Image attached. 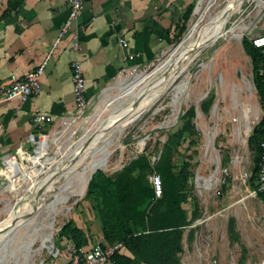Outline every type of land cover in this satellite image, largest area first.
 Masks as SVG:
<instances>
[{
  "label": "rangeland",
  "instance_id": "374dc122",
  "mask_svg": "<svg viewBox=\"0 0 264 264\" xmlns=\"http://www.w3.org/2000/svg\"><path fill=\"white\" fill-rule=\"evenodd\" d=\"M208 1L211 0L196 1L182 32L157 57L125 68L104 84L83 116L68 125L44 126L35 132L43 135L41 138L25 143L15 159L0 162V174L22 177L19 184L8 183L5 188L7 181L0 177V184L3 182L0 238L6 231L1 226L9 224L17 211L15 206L28 198L32 187H38V182L56 169L60 159L67 160V155L78 152L88 142L93 147L127 105L132 104L129 95L137 75L150 73L165 57V52L187 36L193 24L227 5L236 4L235 0H212L204 12ZM263 1H244L241 10L223 26L224 30L233 26L235 34L218 38L204 48L195 63L177 78L175 84L184 83L179 90L169 88L140 112L125 131L118 136L109 135L106 141L111 153L106 166L95 169L114 178L140 154L158 153L163 144L171 147L173 172L177 174L185 165L186 176L181 206L188 222L182 229L181 264H202L210 259L216 264H264V203L251 187L253 179L252 185L249 184L255 152L247 141L261 112V103L254 88L250 59L240 45L242 37L252 36L253 23L264 22V7H259ZM241 28L238 39L236 35ZM189 110L191 115H187ZM49 138L52 142L44 143ZM41 146L44 149L33 158ZM75 185L72 176L59 177L53 183L57 196L54 199L47 194L44 200L45 203L54 200V209L40 207L32 224L10 235L2 248L0 264H37L50 256L53 244L58 243L59 226L86 214V210H95L97 200L85 197L86 189L82 196L81 187L70 195L68 187ZM55 210L51 245L41 249L38 238L36 242L31 240L35 235L41 237L48 233L46 226Z\"/></svg>",
  "mask_w": 264,
  "mask_h": 264
},
{
  "label": "crops",
  "instance_id": "0c3cea01",
  "mask_svg": "<svg viewBox=\"0 0 264 264\" xmlns=\"http://www.w3.org/2000/svg\"><path fill=\"white\" fill-rule=\"evenodd\" d=\"M196 1L84 0L72 25L79 42V50L73 52L68 34L52 45L67 15L66 0H0V91L11 75L25 74L47 56L39 76L38 94L30 95L18 109L16 99L1 100L0 95V162L7 155H18L25 143H31L34 138L28 139L29 134L36 135L44 126L59 124L73 111L69 68L72 60L80 63L89 105L100 88L119 72L157 57L172 42L187 7H193ZM263 31L264 22L252 24V36L264 34ZM119 39L125 41V46L120 45ZM34 114L49 116L51 122L35 125ZM260 118L261 112L257 122ZM85 212L71 218L86 238L83 246L106 243L95 210ZM182 236L183 230L181 250ZM65 241L68 240L59 236L58 243L53 244L59 253L38 263L65 264L66 255L61 248ZM122 254L128 258L124 264H131L132 254L127 250ZM104 264L113 263L109 259Z\"/></svg>",
  "mask_w": 264,
  "mask_h": 264
},
{
  "label": "trees",
  "instance_id": "16d2710c",
  "mask_svg": "<svg viewBox=\"0 0 264 264\" xmlns=\"http://www.w3.org/2000/svg\"><path fill=\"white\" fill-rule=\"evenodd\" d=\"M192 6L187 7L181 16V23L176 26L173 38H177L184 29ZM243 52L250 59L253 84L261 103H263L262 77L257 69L264 61V53L253 47L249 39L241 38ZM191 110L187 115H191ZM264 136L263 117L252 127L248 143L254 148L253 167L249 184L256 197L264 203V194L256 190L255 175L259 160V141ZM158 154L151 166L149 156ZM173 153L168 144L162 145L158 153L140 154L129 161L114 178L95 170L86 185L85 197L97 200L95 212L100 222L102 239L107 244L121 242L122 248L115 251L110 260L113 264H124L128 258L122 254L127 250L132 254L131 264H178L181 252L180 238L182 227L187 225L188 217L181 206L184 198L183 173L185 165L173 172ZM155 171L160 178L161 194L154 198L148 175ZM134 173H136L134 175ZM145 173V174H144ZM57 236H63L76 247L87 243L86 238L71 220L61 225ZM122 250V251H121Z\"/></svg>",
  "mask_w": 264,
  "mask_h": 264
},
{
  "label": "bare ground",
  "instance_id": "6f19581e",
  "mask_svg": "<svg viewBox=\"0 0 264 264\" xmlns=\"http://www.w3.org/2000/svg\"><path fill=\"white\" fill-rule=\"evenodd\" d=\"M235 1L236 4L234 6L227 5L216 14H209V16H207L205 19L193 24L189 29L187 36L184 37L176 46L166 51L165 57L150 73H141L137 75L135 84L133 85L132 89L130 88L131 94L129 97L132 100V104L127 105L128 107L124 109L116 122L112 124V126L109 127L105 133L100 136V138H98L96 144L93 147L90 148L88 142V145L82 146L83 148H81L78 152L67 155V160L63 161V159H60L56 164V172L55 170L49 171V173H46V175L38 182V187H32L34 189L31 191L28 198L23 201V203L15 206L17 211L12 214L9 224L1 226V229L6 228V231L0 238V254L3 245H5L7 240H9L10 235L14 233L16 229L32 224L35 214L40 207L48 208L49 210L54 209L55 201L52 200L50 203H45L44 197L47 194H51L55 199L57 194L53 190V183L59 177L72 176L76 180V185L73 187H68L69 193L71 195L75 188L81 187L82 196L86 189L88 178L92 172L95 169H103L106 166L108 161L107 158L111 153V150L108 149L109 143L106 141L108 136L114 133L118 136L122 131H125L124 128L128 126V124H130L140 112L152 105L157 100V98L169 88L179 90V88L184 83L180 81L175 84L176 80H178L177 78L182 75L188 66L198 58L202 50L211 46L218 38L224 37L227 34H235L233 29L234 27L232 25V27L228 28L227 30H224L223 26L229 17L241 10V4L244 1L249 0ZM211 2L212 0L207 2L204 12L206 9H208ZM259 7H264V1L259 5ZM199 35L200 37L198 38ZM241 35L242 28L237 33L236 37L240 39ZM32 137H29L28 139ZM50 142H52L51 138L46 139L44 143ZM43 147L44 146H41L35 150L32 155L33 158L39 155ZM0 177L7 181L4 188L7 187L8 183L19 184L22 180L21 176L10 174H0ZM31 208H33L32 215L28 218H24L23 214ZM55 213L56 210L50 216L49 223H47L46 227L48 229V233L41 237L35 235L31 240L34 241L38 238L41 249H47L51 245L50 237L54 231L53 216H55ZM2 222H4V220Z\"/></svg>",
  "mask_w": 264,
  "mask_h": 264
},
{
  "label": "built area",
  "instance_id": "2783aa9c",
  "mask_svg": "<svg viewBox=\"0 0 264 264\" xmlns=\"http://www.w3.org/2000/svg\"><path fill=\"white\" fill-rule=\"evenodd\" d=\"M67 2V15L65 20L53 42L54 45L59 38L68 34L70 36V49L73 52L79 50V42L77 39V34L75 30H72V25L76 21L79 11L82 7L84 0H66ZM121 46H125V41L123 39L118 40ZM250 44L255 48H260L264 53V34L255 35L249 37ZM47 58V56H46ZM46 58L43 59L39 65L34 69L26 72L21 76L11 75L8 80V84L5 88L0 91L1 100L16 99L17 105L24 102L30 95L38 94L40 92L39 76L43 71ZM70 68V83H71V93L74 108L73 111L62 117L59 123L68 125L81 116L84 115L87 107L88 100L85 96L84 79L80 70V63L78 60H72L69 63ZM257 73L262 77V87H263V103L261 108V117H263V129H264V61L257 69ZM32 121L35 125H40L43 123H50L51 118L46 115L34 114L32 116ZM34 136L29 134L27 138ZM38 138L43 135H37ZM28 141V140H27ZM259 160L257 163V172L255 175V185L256 190L264 194V136L259 141ZM15 154H10L5 157L15 159ZM158 154H152L149 156V164L152 166L157 160ZM148 181L153 191L154 198H158L161 194V183L159 175L152 171L148 175ZM63 252L66 255L65 264H104L110 258V256L117 250L122 248L121 242H114L112 244L107 243H95L89 248L84 246L76 247L71 242L65 241L61 246ZM52 256H56L59 253V248L52 246L50 251ZM202 264H216L214 259L205 261Z\"/></svg>",
  "mask_w": 264,
  "mask_h": 264
},
{
  "label": "water",
  "instance_id": "95a60500",
  "mask_svg": "<svg viewBox=\"0 0 264 264\" xmlns=\"http://www.w3.org/2000/svg\"><path fill=\"white\" fill-rule=\"evenodd\" d=\"M33 138H34V139H37L38 136H37V135H34ZM93 172H94V171H93ZM93 172H92V173H93ZM90 176H91V175H90ZM90 176H89L88 180L90 179ZM2 184H3V182H2L0 185H2ZM32 210H33V208H31L30 210L26 211V212L23 214L24 218H28V217H30V216L32 215ZM3 246H4V245H3Z\"/></svg>",
  "mask_w": 264,
  "mask_h": 264
}]
</instances>
